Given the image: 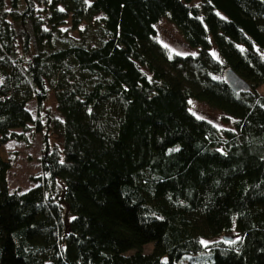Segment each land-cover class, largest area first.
<instances>
[{
	"label": "trees",
	"instance_id": "1",
	"mask_svg": "<svg viewBox=\"0 0 264 264\" xmlns=\"http://www.w3.org/2000/svg\"><path fill=\"white\" fill-rule=\"evenodd\" d=\"M33 133L0 264H264V0H0V145Z\"/></svg>",
	"mask_w": 264,
	"mask_h": 264
},
{
	"label": "rangeland",
	"instance_id": "2",
	"mask_svg": "<svg viewBox=\"0 0 264 264\" xmlns=\"http://www.w3.org/2000/svg\"><path fill=\"white\" fill-rule=\"evenodd\" d=\"M156 32L158 41L169 50L170 54H187V50L181 44L176 30L166 21H161L156 26ZM47 106L52 107L53 104L49 102ZM27 110L32 119H35L37 116L35 101L28 103ZM189 110L199 117L208 119L217 126L222 128L230 127V123L226 121L224 123L218 113L201 103L190 102ZM27 139L28 146L13 141L0 145V157L11 164V169L7 176L10 192H25L32 188L34 184L30 178L38 175L41 170L40 162L43 154L42 137L39 134L33 133L32 135L28 134ZM51 141L58 143L55 138H52ZM148 246L145 248L146 251L151 249V245ZM190 261L191 257H186L178 264H187Z\"/></svg>",
	"mask_w": 264,
	"mask_h": 264
},
{
	"label": "water",
	"instance_id": "3",
	"mask_svg": "<svg viewBox=\"0 0 264 264\" xmlns=\"http://www.w3.org/2000/svg\"><path fill=\"white\" fill-rule=\"evenodd\" d=\"M224 80L232 92H245L248 90V86L245 81L232 71H226L224 73Z\"/></svg>",
	"mask_w": 264,
	"mask_h": 264
},
{
	"label": "snow or ice",
	"instance_id": "4",
	"mask_svg": "<svg viewBox=\"0 0 264 264\" xmlns=\"http://www.w3.org/2000/svg\"><path fill=\"white\" fill-rule=\"evenodd\" d=\"M199 118V117H198ZM73 219H75V218H73ZM202 243H204L203 241H202Z\"/></svg>",
	"mask_w": 264,
	"mask_h": 264
}]
</instances>
